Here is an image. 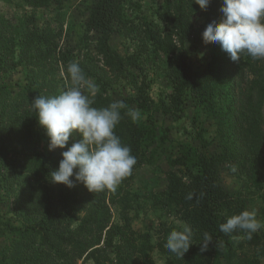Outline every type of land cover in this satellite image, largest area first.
<instances>
[{"label":"rangeland","instance_id":"rangeland-1","mask_svg":"<svg viewBox=\"0 0 264 264\" xmlns=\"http://www.w3.org/2000/svg\"><path fill=\"white\" fill-rule=\"evenodd\" d=\"M91 3L92 0H70L59 11L50 7L34 12L22 0H0V264L60 263L41 243L32 219L36 205L28 191L36 187L39 178L34 175L35 167L42 163L44 168L49 167L42 155L61 154L80 137L70 138L65 149L49 151L45 131L38 126L30 103L37 95H57L70 88L67 66L72 62H77L86 76L98 85V92L120 100L134 99L139 90L145 89L146 98L153 102L148 113L139 110V120L146 125L152 119L156 129L153 140L144 148V164L124 188L127 206L111 209L114 224H123L125 218L139 244L147 241L153 247L165 244L173 230H183L185 224L176 212L159 208L156 197L166 187V173L178 169L171 162L183 156L186 149L216 157L221 188L234 201L242 203L245 210H255L256 218L264 223V119L259 132V183L256 185L246 165L250 141L241 134L242 127L245 125L247 130L248 125L242 119L246 105L239 91L246 84L236 86L234 92L235 133L232 138L220 99L204 104L186 92L178 105L170 104L172 89L166 58L151 39V36L162 37L167 30L159 19L163 0H128L124 5L123 14L132 23L131 29L118 32L110 40L115 53L123 58L133 57L136 62L135 68L128 67L123 77L104 68L96 52L97 34H85L86 10ZM193 22L198 25L201 18L194 16ZM35 26L37 30L50 26L58 31L56 43L62 53H70L69 62L63 64L56 53L51 48L49 53L44 45L23 48L22 32ZM185 47L193 68L199 70L207 59L205 50L193 41L186 42ZM253 63L258 69H264V59ZM259 103L264 115V96ZM131 110L138 109L132 104ZM163 135L165 140H162ZM245 136L248 137V133ZM32 156L34 160L40 159L37 166L31 165ZM42 180L48 183L50 178L45 176ZM256 233L262 240L259 248H251L238 240L230 250L221 251L214 264H226L225 257L232 261L253 258L264 264V227ZM151 256L154 264H170V258L156 248ZM76 264L92 262L81 259ZM110 264L116 262L112 260Z\"/></svg>","mask_w":264,"mask_h":264},{"label":"trees","instance_id":"trees-1","mask_svg":"<svg viewBox=\"0 0 264 264\" xmlns=\"http://www.w3.org/2000/svg\"><path fill=\"white\" fill-rule=\"evenodd\" d=\"M70 0H22L34 12L53 7L56 11ZM128 0H92L86 10L84 31L86 35L97 34L96 52L104 68L118 77L125 76L127 68H135L133 57L123 58L114 52L110 40L118 32L129 31L132 23L124 17L123 7ZM222 0H211L206 10H201L194 0H163L159 19L167 26L162 37H152L157 48L166 58L171 83L170 104L178 105L183 94L188 92L204 104L220 99L224 107V117L228 134L234 138L235 133V98L236 86L243 83L246 87L239 91L244 98L242 119L245 125L241 134L250 141L246 165L256 185L259 183V140L263 123L260 97L264 96V69H258L254 59L242 54L240 61L234 62L228 53L221 50L216 43L204 44L202 33L213 21L223 19L220 11ZM201 18V23L193 22V17ZM30 24H34L31 17ZM21 45L30 48L34 44L44 45L48 52L51 48L64 64L70 61L68 51L62 53L56 39L58 31L50 26L37 30L27 29L22 32ZM193 41L200 45L207 54L204 65L199 70L192 66L186 42ZM56 50L58 52H56ZM50 53V52H49ZM47 53V54H49ZM69 53V55H68ZM46 54V56H47ZM1 91V89H0ZM115 101H123L126 108L121 110V121L114 129L121 142L129 146L131 154L137 159L132 175L124 179L115 192H89L82 183L74 181V187L67 188L61 184L42 183L46 176L51 179V172L58 168L61 154L53 152L42 155L49 167H35L34 175L38 180L36 187L30 188L28 195L35 203V216L32 217L41 237V243L48 253L54 255L59 264H76L79 260H89L92 264H154L151 252L154 248L170 258V264H214L215 257L223 250H230L234 242L244 241L251 248H259L261 238L257 233L249 240L242 231L226 235L219 230L227 218L245 210L244 205L234 201L220 186L217 179L216 157H207L195 150L186 149L183 156L171 162L177 171L166 173V187L156 197L159 208L173 209L179 220L193 230V245L182 258L169 252L165 244L149 245L147 241L139 244L129 222L123 218L121 225L112 222L111 209L114 206H127L124 188L133 180L134 174L145 162L144 148L153 140L155 126L152 119L146 125L141 120H132L128 111L134 104L138 110L148 113L153 102L145 96V89L139 90L134 99H114L104 92L94 97L93 107H107ZM28 113H26L27 115ZM248 133V137H246ZM166 136H162L165 140ZM31 165L40 161L31 157ZM183 168V170L179 169ZM42 180V181H41ZM193 194V199L186 197ZM37 216L40 217L37 220ZM207 232L213 240L206 251H201L203 234ZM226 258V264H260L256 259L239 258L232 261Z\"/></svg>","mask_w":264,"mask_h":264},{"label":"clouds","instance_id":"clouds-1","mask_svg":"<svg viewBox=\"0 0 264 264\" xmlns=\"http://www.w3.org/2000/svg\"><path fill=\"white\" fill-rule=\"evenodd\" d=\"M194 3L206 10L211 0H194ZM220 11L223 19L207 25L202 33L203 43L218 44L234 62L240 61L242 54L254 60L264 59V0H222ZM67 74L70 88L57 95H37L30 103L38 126L45 131L49 151L65 149L70 138L80 137L62 151V159L51 172L50 180L67 188L74 187V181L82 183L91 193L115 192L137 164L131 148L114 131L126 105L115 101L107 107H93L98 85L77 62L68 64ZM127 115L134 121L140 119L139 110H129ZM186 198L193 199V194ZM262 227L264 223L256 218L255 210H244L227 218L219 230L226 235L239 230L250 240ZM193 238L191 226L185 225L182 231L169 233L165 248L182 258L193 245ZM212 240L205 232L201 251H206Z\"/></svg>","mask_w":264,"mask_h":264}]
</instances>
